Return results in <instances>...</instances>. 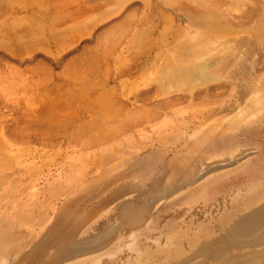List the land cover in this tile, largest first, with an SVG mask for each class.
<instances>
[{"label":"rangeland","instance_id":"obj_1","mask_svg":"<svg viewBox=\"0 0 264 264\" xmlns=\"http://www.w3.org/2000/svg\"><path fill=\"white\" fill-rule=\"evenodd\" d=\"M34 1L41 10L58 2L0 0V12L5 10L0 14V264L14 263L20 251L27 249L44 230L42 224L30 223L27 215L39 211L52 215L65 199L82 191L87 182L103 173L122 171V160L148 150H158L168 161L175 159L177 164L185 167L188 158L195 157L207 143L223 135L230 139L237 137V143L225 145L213 158L206 156V161L234 159L244 149L249 153L238 161L210 171L202 164L199 180L156 203L145 226L130 232L125 247L120 246L128 247L134 254L138 252L136 241L142 238L143 228L157 230L156 218L160 211L175 212L179 206V209L186 207L192 214L195 209H202L206 202L215 204L222 193L217 192V188L227 187L237 177L246 179V192L257 190L252 175L260 170L256 162L264 153L263 91H253L245 103L236 104L232 111L209 117L194 133L186 132L187 126H182L185 134L174 131L160 134L165 125L168 127L181 120L180 125H183L184 119L179 117L188 112L184 110L177 116L172 110L185 109L187 100L182 99L168 109L156 105L175 94H187L198 88L212 87L210 94L213 95L226 90L231 92L230 79L225 77L212 78L214 81L208 80L204 85L197 84L189 89L184 83H163L162 71L168 65H192L216 51L223 54L227 45L222 42L232 37L252 38L264 45V0L256 3L239 0L238 4L237 0H61L67 4L68 12L61 23H50L51 19L43 13L33 18L36 10L30 4L36 5ZM254 6L263 9L260 16L237 19L243 11ZM70 14L75 15V19ZM262 49L253 58L264 63ZM250 66L252 68V64ZM258 83L259 87L264 84V73ZM216 85L218 88H214ZM199 101L195 98L192 107L205 108ZM86 122L91 124L83 129L81 125ZM97 131L101 138L105 135V143L101 138L100 142L95 140L99 137ZM158 139L166 143H157ZM108 153H116L117 157L103 163V156ZM231 191L228 199L233 198ZM220 211H207V214L220 217ZM113 213L110 206L101 209L83 230H92ZM166 238L165 243L158 237L152 241L173 247L171 232L166 233ZM112 254L107 250L100 251L63 264H76L77 261L82 264L89 260L90 264H103ZM129 262L127 264H132Z\"/></svg>","mask_w":264,"mask_h":264},{"label":"bare ground","instance_id":"obj_2","mask_svg":"<svg viewBox=\"0 0 264 264\" xmlns=\"http://www.w3.org/2000/svg\"><path fill=\"white\" fill-rule=\"evenodd\" d=\"M238 1L239 0H237V4ZM252 1L254 3L258 2V0ZM39 2H41V0ZM61 2V0H58V2L56 1L53 6H46L42 10L40 9V6H38L37 1L35 2L36 5L30 4L36 10L35 15H32V17H36L38 13H43L45 17L47 16L49 19H51L50 23H53L54 21H57V23L60 21L59 23H61V20L67 17L68 14L66 11L67 4ZM91 6L92 5L89 4V7ZM261 9L259 6L249 8L248 10L243 11V13L237 17V19H253L263 13L261 12ZM4 11L2 9L0 14L5 13ZM87 11H89V8ZM220 12L222 11L220 10ZM80 13L82 14V11H80ZM196 15L198 14L196 13ZM70 16H72L74 19L76 17L75 15L74 17L73 14H70ZM78 16L79 15H77V17ZM25 21H27V19ZM15 22L17 23V21ZM18 22L20 21L18 20ZM77 24L74 25L77 26ZM209 25L211 24L209 23ZM58 26L60 27L61 25ZM212 26L213 25H211V27ZM55 32L52 34H55ZM222 44L227 45L225 48L223 46V54H221L219 51H216L215 53L210 54V56L205 57L203 60L194 61L192 65L185 67L177 65L172 67V65H168L167 69L162 71V76L160 75L163 79H161V77L160 79L163 81V83L170 82L172 84L179 85L180 83H184L187 88L193 89L195 85H204V82H207L212 78L218 79L225 77V79H230L229 85L231 86V92L226 90V92L221 91L217 92L216 95H213L210 94V92H213L212 87H205L198 88L195 91L191 90L187 94H175L174 96L170 97V99H167L168 101H163L161 103L157 102L156 106L160 109H168L173 108V104L176 102L179 103V101L182 99L188 101V105L185 107V109L181 110L177 107L176 112L174 108L172 110V112H174V114L177 116H179V112H183L184 110L188 112L187 114L183 113L179 117L180 119H184L183 125H180L182 120L181 122H177V124L174 123L168 127H165V125V128H161L162 131H160V134H168V131H174L183 134L190 131L194 133L197 131L203 121L209 117L226 110L232 111L236 104L242 105L245 103L247 98H250V95L253 93V91L261 90L264 93V84L262 87H259L258 83L260 75L264 73V63L253 58V55L259 52L260 49L264 48V45L255 42V40L252 38L235 37L224 40ZM249 61L252 64V68L250 66L251 64L249 65ZM217 86L218 85H216L214 88H218ZM160 90L162 89L160 88ZM227 96L229 97L228 100L226 98ZM195 98L200 100L199 104L205 105L206 107L203 109L192 107L194 105ZM60 100L61 99H59L58 102ZM221 101H225V103L223 104ZM150 102L153 103V101ZM182 105L183 104H181V106ZM248 106L249 105H247V107ZM189 107H192L191 110ZM179 118L175 117L174 119L178 121ZM157 119L159 118L157 117ZM90 124V122H86V124H82L81 127L86 129ZM137 124L139 126V122H137ZM116 125L117 124H115V126ZM135 126L137 125L135 124ZM182 126H187L186 132H182L184 131V127L182 128L183 130L181 129ZM98 128L101 127L98 126ZM135 129L136 128L134 127V130ZM98 135L99 137H97L95 140L100 142V138L102 136H100L101 134H99V132ZM103 138H101V140H103ZM93 142L94 140L92 143ZM101 142L105 143V139ZM157 143L165 144L166 141L162 142L161 139H158ZM172 143L175 145L178 144L174 141H172ZM236 143L237 137H232V139L223 135L216 137L211 142L207 143L205 147H203L204 150H202V152L200 151L198 155L196 154L195 157L192 155L190 158L187 157L188 163L186 161L187 165L185 167L177 164L175 159H170L168 161V159H166V157L158 150H148L144 153L141 152L142 154L137 156L134 155L130 158H125L122 160V164L124 166L122 171H113L111 172L112 174L103 173L92 181L87 182L85 188L82 191L77 193L75 192L73 195L68 197V199H65L58 208L54 206L56 209L52 215H50V213L47 214V212L42 213L40 211L27 215L26 219L29 220L30 223L38 222L39 224L45 226V228L40 232L41 235L39 237L37 236V239H34L33 242H30L27 249L20 251L19 256L12 264H63L75 259L89 257L90 255H93V253L106 250L112 252L113 254L111 257L105 258L103 264H127L129 261V263L132 264H264V153L257 158L258 162H256V164L259 165L260 170L253 173L252 175V177L255 179L254 181L258 185V188L256 187L257 190L253 191V189L252 191L249 190V192H246V188L248 187L245 183L246 179L238 178L236 176L238 179L234 178V181L228 183L227 187L221 186L217 188V192H222L219 194L221 196L217 200V203L211 204L206 202L202 209H195L193 211L194 214L192 213L193 215L187 210L186 207L179 209V206L178 211L175 212L167 213V210V212L164 210L160 211L156 218L157 230L153 231L151 229L149 230L147 228H143L142 238L136 237V246L138 250L137 254L132 253V250L130 251L128 247L122 248L127 244V241L129 240L128 236L132 234L130 232H133L134 229L137 230L145 226V222L153 214L156 203L165 197L172 196L181 188H184L201 178V171L203 169V166L201 167L202 164H205L207 171H210L222 166L225 163L228 164L238 161L241 157L244 155L246 156L249 153L247 152L249 151L248 149H244L240 151L234 159L225 157L215 159L213 162L208 160L206 161V156L207 158L209 156L213 158L212 156L216 155L225 145L231 146L235 145ZM121 147L124 149V145H121ZM137 147L135 148L136 150ZM83 148H85V146ZM108 149L110 150V148ZM129 153L126 156H128ZM115 154L108 153L104 156L102 154L103 163L113 160L115 157H117ZM158 164H160V167ZM17 184L18 183H16V185ZM230 190H233L231 191V193H233L232 199H228ZM130 193L135 194L129 196ZM212 205L215 206L212 207ZM108 206L114 209L112 216L107 217L103 221H99V223L97 221L98 225H94L92 230L84 231V226L87 225L89 221L100 212L101 209H104ZM216 209L222 211V213L221 211L219 212L221 213L220 217L216 216V214H207V211L216 212ZM199 221L201 222L199 223ZM202 222L206 223L201 224ZM169 232H171L175 243L173 247H165L164 245L160 246L161 242L158 245L152 241L158 237L163 243H165V240L167 239L166 233ZM0 246L2 245L0 244ZM120 246L122 247L120 248ZM102 254H104V252H102ZM78 262L79 261H77V263ZM89 262L87 261L82 264H90L91 262Z\"/></svg>","mask_w":264,"mask_h":264}]
</instances>
